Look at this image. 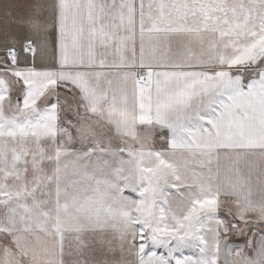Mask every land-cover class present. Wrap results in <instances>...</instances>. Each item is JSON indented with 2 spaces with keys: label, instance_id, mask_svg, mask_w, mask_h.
<instances>
[{
  "label": "snow or ice",
  "instance_id": "snow-or-ice-1",
  "mask_svg": "<svg viewBox=\"0 0 264 264\" xmlns=\"http://www.w3.org/2000/svg\"><path fill=\"white\" fill-rule=\"evenodd\" d=\"M0 264H264V0H0Z\"/></svg>",
  "mask_w": 264,
  "mask_h": 264
}]
</instances>
